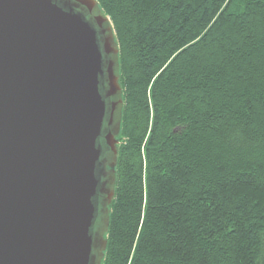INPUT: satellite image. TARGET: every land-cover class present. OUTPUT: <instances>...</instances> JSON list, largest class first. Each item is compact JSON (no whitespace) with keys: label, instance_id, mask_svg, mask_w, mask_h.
<instances>
[{"label":"trees","instance_id":"trees-1","mask_svg":"<svg viewBox=\"0 0 264 264\" xmlns=\"http://www.w3.org/2000/svg\"><path fill=\"white\" fill-rule=\"evenodd\" d=\"M123 108L102 264H264V0H98Z\"/></svg>","mask_w":264,"mask_h":264},{"label":"water","instance_id":"water-1","mask_svg":"<svg viewBox=\"0 0 264 264\" xmlns=\"http://www.w3.org/2000/svg\"><path fill=\"white\" fill-rule=\"evenodd\" d=\"M115 42L106 77L81 13L59 0H0V264H102L108 240L97 263L93 226L108 203V232L115 195L119 145L110 164L104 136L112 92L118 136L123 108Z\"/></svg>","mask_w":264,"mask_h":264},{"label":"flooded vegetation","instance_id":"flooded-vegetation-1","mask_svg":"<svg viewBox=\"0 0 264 264\" xmlns=\"http://www.w3.org/2000/svg\"><path fill=\"white\" fill-rule=\"evenodd\" d=\"M60 3L67 5L68 7L74 8L77 12L81 13L92 26L95 28L97 33V38L99 45L102 50L103 58L105 61V76L111 75L108 71V65L114 72V64L117 57V47L115 42V34L113 26L109 16L102 11V9L95 4L83 3L80 0H59ZM107 91L111 88H106ZM120 107V97L117 91L112 92L108 97V117H107V126L104 128V136H107L108 140H111L112 143L106 142V158H110V164L112 163L111 159H114V148L116 145H119L120 138L118 136L117 122L115 117V111ZM114 162V161H113ZM110 164H104L107 170L112 172ZM98 263V260H97Z\"/></svg>","mask_w":264,"mask_h":264},{"label":"rangeland","instance_id":"rangeland-1","mask_svg":"<svg viewBox=\"0 0 264 264\" xmlns=\"http://www.w3.org/2000/svg\"><path fill=\"white\" fill-rule=\"evenodd\" d=\"M106 178L109 184V176H107ZM108 205H109L108 203L105 205L99 203L100 212L98 213L97 218L95 220V224L93 226L95 227V231L97 233L96 246L94 249V256L96 260L98 258H102L105 236L107 237V221H108V213H109Z\"/></svg>","mask_w":264,"mask_h":264}]
</instances>
